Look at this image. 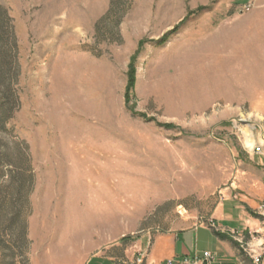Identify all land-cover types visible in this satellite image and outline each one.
<instances>
[{
	"label": "rangeland",
	"instance_id": "374dc122",
	"mask_svg": "<svg viewBox=\"0 0 264 264\" xmlns=\"http://www.w3.org/2000/svg\"><path fill=\"white\" fill-rule=\"evenodd\" d=\"M261 158L264 0H0V264L195 228L215 252L209 220Z\"/></svg>",
	"mask_w": 264,
	"mask_h": 264
},
{
	"label": "crops",
	"instance_id": "0c3cea01",
	"mask_svg": "<svg viewBox=\"0 0 264 264\" xmlns=\"http://www.w3.org/2000/svg\"><path fill=\"white\" fill-rule=\"evenodd\" d=\"M256 171L246 170L241 173L238 186L239 197L232 199L230 194L212 214L209 228L217 239L218 249L215 252L204 250L215 255L213 264H253L252 259L243 255L237 248L231 247L218 235L236 234L238 237L258 235L264 241V158L257 162ZM236 200V201H235ZM197 228L183 233L160 234L153 238H143L137 244L136 251L130 246L117 245L110 252L102 253L89 260L87 264H135L137 252L144 251L143 264H182L199 252L198 246L189 244L190 239L183 241L181 234L188 236ZM218 233V235H216ZM264 254V248L256 250ZM200 253V252H199ZM189 264V263H188Z\"/></svg>",
	"mask_w": 264,
	"mask_h": 264
},
{
	"label": "built area",
	"instance_id": "2783aa9c",
	"mask_svg": "<svg viewBox=\"0 0 264 264\" xmlns=\"http://www.w3.org/2000/svg\"><path fill=\"white\" fill-rule=\"evenodd\" d=\"M256 151L260 152L261 149L258 148ZM262 210L264 211V206ZM211 224L212 226H214L213 223ZM233 235H236V234L234 233ZM251 258H252L253 264H264V254L263 253L253 251V255L251 256ZM215 259H216L215 255L210 252L199 253L196 251L193 258H191L190 260L183 261L182 264H188V263L189 264H213ZM138 264H143L142 259L138 261ZM167 264H174V261H169Z\"/></svg>",
	"mask_w": 264,
	"mask_h": 264
},
{
	"label": "trees",
	"instance_id": "16d2710c",
	"mask_svg": "<svg viewBox=\"0 0 264 264\" xmlns=\"http://www.w3.org/2000/svg\"><path fill=\"white\" fill-rule=\"evenodd\" d=\"M130 85H132L133 84V76L131 75V77H130Z\"/></svg>",
	"mask_w": 264,
	"mask_h": 264
},
{
	"label": "bare ground",
	"instance_id": "6f19581e",
	"mask_svg": "<svg viewBox=\"0 0 264 264\" xmlns=\"http://www.w3.org/2000/svg\"><path fill=\"white\" fill-rule=\"evenodd\" d=\"M197 53H198V51H197ZM185 91V90H184Z\"/></svg>",
	"mask_w": 264,
	"mask_h": 264
}]
</instances>
